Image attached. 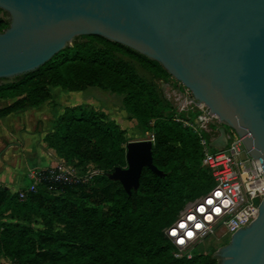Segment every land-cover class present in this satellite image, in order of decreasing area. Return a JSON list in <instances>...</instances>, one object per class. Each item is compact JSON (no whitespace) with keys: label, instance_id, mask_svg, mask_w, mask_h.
Masks as SVG:
<instances>
[{"label":"trees","instance_id":"trees-1","mask_svg":"<svg viewBox=\"0 0 264 264\" xmlns=\"http://www.w3.org/2000/svg\"><path fill=\"white\" fill-rule=\"evenodd\" d=\"M123 56L138 62L155 78L171 75L159 61L141 52L111 46L92 37H78L29 78L0 91V117L49 100L50 86L76 91L91 85L124 92L122 102L128 116L144 132L153 135V162L163 174L143 166L139 185L131 193L125 191L119 180L105 174L70 182L42 180L35 191L23 198L17 191L0 185V210L7 211L11 218L0 219V264H6L5 259L12 264H147L148 260L159 261L156 264L217 263L213 253L175 257L173 244L164 234V227L185 201L213 185L209 168L202 165L200 136L176 119L173 105L151 80L134 72ZM44 140L66 160L112 167L125 163L123 128L104 111L93 107L66 105ZM31 213L99 233L142 231L149 222L155 227L163 226L155 237L124 239L110 250L18 220Z\"/></svg>","mask_w":264,"mask_h":264},{"label":"water","instance_id":"water-1","mask_svg":"<svg viewBox=\"0 0 264 264\" xmlns=\"http://www.w3.org/2000/svg\"><path fill=\"white\" fill-rule=\"evenodd\" d=\"M78 37L141 52L232 127L264 176V0H0V91L29 78ZM209 144H226L225 127ZM109 178L127 193L153 162L152 140L126 144ZM213 255L216 264H264V196L257 214Z\"/></svg>","mask_w":264,"mask_h":264},{"label":"built area","instance_id":"built-area-1","mask_svg":"<svg viewBox=\"0 0 264 264\" xmlns=\"http://www.w3.org/2000/svg\"><path fill=\"white\" fill-rule=\"evenodd\" d=\"M187 103L195 111V117L180 116L176 119L190 126L196 133L208 129L215 117L203 103L191 97L184 98L181 108ZM218 119V118H217ZM221 127V126H220ZM217 126L216 136L220 129ZM226 144L209 149L208 140L201 138L202 162L209 168L213 185L206 192L185 201L175 218L164 227V234L173 244L175 257H191L193 247L206 237L230 234L244 226L246 221L257 214L258 204L264 196V176L246 150L242 138L230 127L225 129ZM153 135L151 134V140ZM28 184L16 190L23 198L35 191L42 181H76L71 167L63 159L54 160L45 167H33L28 171ZM6 264H12L10 261Z\"/></svg>","mask_w":264,"mask_h":264},{"label":"rangeland","instance_id":"rangeland-1","mask_svg":"<svg viewBox=\"0 0 264 264\" xmlns=\"http://www.w3.org/2000/svg\"><path fill=\"white\" fill-rule=\"evenodd\" d=\"M119 55V54H118ZM130 65L134 72L138 75L143 76L144 78L151 80L155 88L167 99L177 112L182 113L183 115H188L189 117H195V111L191 107L190 103L181 108L184 98L186 96L191 97V91L183 85L182 82L177 80L172 75L167 76L166 79H159L153 77V75L143 68L138 62L123 56ZM51 98L40 103L42 107V118H36V127H42L45 131V134L53 128L55 120L58 115L63 111L66 105H75L82 104L86 107H93L97 110L104 111L108 118H111L116 121V123L123 128L124 130V146L126 149V144L130 140L136 139H150L151 134L144 132L141 126L136 122L134 118H130L124 109L122 98L124 92L111 91L109 89L101 88L99 86H86L84 89L69 91L60 86H50ZM9 99L8 101H10ZM3 101H0L2 104ZM33 118V115L30 116V119ZM29 123V122H28ZM224 126L226 131L230 129V126L223 124L216 118L209 123L208 129L204 130L201 133H197L200 136V140L203 137L210 142L213 138L216 137L217 126ZM201 143V142H200ZM209 149H215L214 146L209 145ZM48 151V164L53 160L63 159L68 166L71 167L74 175L76 177L87 180L94 175L108 174L113 170L114 167L104 164L97 163L92 161L79 162L77 160H66L61 157L57 151L51 147L47 149ZM127 164L126 157L125 163L120 164L119 166H125ZM202 165L207 168V166L202 162ZM118 166V165H116ZM109 177V176H108ZM28 181L25 182V184ZM0 219H11L7 211L0 210ZM15 219V218H12ZM18 220L22 223L30 224L36 229H42L49 232H60L64 235H67L71 240H87L99 244L102 247H106L110 250H113L118 241L124 239L133 240L137 237H155L156 232L160 233L162 226L155 227L153 222H149L144 225L142 231H133V230H121L114 233H99L81 227L78 225L71 224L66 221H59L52 219L47 216H43L38 213H31L29 215L20 216ZM230 238V234L224 235H213L212 237H206L201 242L197 243L191 250L194 254L198 253H209L212 254L214 250L221 244L227 242ZM8 262V259H5ZM159 261L157 260H148L145 263L147 264H156Z\"/></svg>","mask_w":264,"mask_h":264},{"label":"crops","instance_id":"crops-1","mask_svg":"<svg viewBox=\"0 0 264 264\" xmlns=\"http://www.w3.org/2000/svg\"><path fill=\"white\" fill-rule=\"evenodd\" d=\"M42 116V107L37 105L0 117V185L11 191L28 184L25 182L30 180L27 173L31 168L48 165L45 131L37 128L35 121Z\"/></svg>","mask_w":264,"mask_h":264},{"label":"flooded vegetation","instance_id":"flooded-vegetation-1","mask_svg":"<svg viewBox=\"0 0 264 264\" xmlns=\"http://www.w3.org/2000/svg\"><path fill=\"white\" fill-rule=\"evenodd\" d=\"M1 105V104H0Z\"/></svg>","mask_w":264,"mask_h":264}]
</instances>
